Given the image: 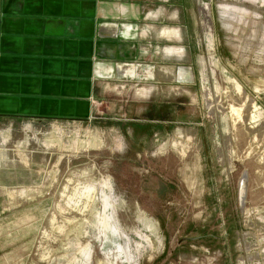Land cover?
I'll use <instances>...</instances> for the list:
<instances>
[{"label":"rangeland","instance_id":"1","mask_svg":"<svg viewBox=\"0 0 264 264\" xmlns=\"http://www.w3.org/2000/svg\"><path fill=\"white\" fill-rule=\"evenodd\" d=\"M163 6L88 120L0 117V264H264V0Z\"/></svg>","mask_w":264,"mask_h":264},{"label":"crops","instance_id":"2","mask_svg":"<svg viewBox=\"0 0 264 264\" xmlns=\"http://www.w3.org/2000/svg\"><path fill=\"white\" fill-rule=\"evenodd\" d=\"M166 1L0 0V117L88 120L100 84L177 47L178 27L154 37Z\"/></svg>","mask_w":264,"mask_h":264},{"label":"bare ground","instance_id":"3","mask_svg":"<svg viewBox=\"0 0 264 264\" xmlns=\"http://www.w3.org/2000/svg\"><path fill=\"white\" fill-rule=\"evenodd\" d=\"M243 187H244V185H242ZM242 191V190H241ZM241 194H243V192L241 193Z\"/></svg>","mask_w":264,"mask_h":264}]
</instances>
